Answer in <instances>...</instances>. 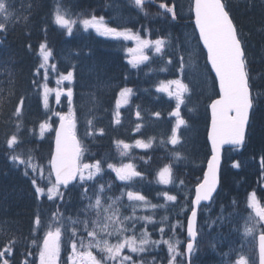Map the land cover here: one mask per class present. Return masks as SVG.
I'll return each mask as SVG.
<instances>
[{
  "label": "snow or ice",
  "instance_id": "6c2138e0",
  "mask_svg": "<svg viewBox=\"0 0 264 264\" xmlns=\"http://www.w3.org/2000/svg\"><path fill=\"white\" fill-rule=\"evenodd\" d=\"M152 0H134L135 6L145 15L148 13L144 9L146 3ZM175 4L160 3L159 8L165 13L171 14L175 20L177 13ZM11 0H0V18L4 21L14 19V12L11 10ZM190 11L194 16V26L198 30V41L202 42L203 48L206 49V62L210 64V71L215 73L213 78L214 85L218 83V92L216 98L211 99L208 108L210 110V126L207 133L208 141L211 144V155L207 159V168L203 172L202 180L195 186L194 199L190 201L192 207L190 216L187 217V242L184 252L179 251L181 240L175 237L176 229L181 227V222L177 220L170 225L172 236L165 239V226L158 228L160 239H152L148 231V225H155L151 215L137 216L138 208H151L155 210L158 205L151 203L145 195L139 191L127 190L121 191L120 196L115 198L108 196L112 188L110 182H100L97 177H102L104 168L102 161L96 160L91 163L82 162V157L86 151L82 140L77 135V115L73 107V89L71 87L61 88L64 81L72 83L74 73L68 71L66 74L61 73L56 80L58 87L52 89L48 86L49 68L55 72L57 65L49 64L52 57V50L48 48L47 43H41L39 54L42 62L36 71L40 74L43 69L44 84H38L33 80V85L43 89V106L50 111L49 96L54 92L55 101L60 103L61 96L67 98L68 111L56 112L59 117L58 127L53 128L52 123L47 120L39 124L40 138H44L46 132H54V147L50 151L48 160L47 184L41 187L37 184L36 174L39 172L41 179L44 178V168L41 165L33 163L32 156L29 153L27 159L22 158L23 153L17 154L16 148L23 142L15 133L7 139V148L13 153L10 160L16 166L25 167L24 175L28 176V169H31L33 177L31 183L37 198L46 196L48 200L64 201L65 195L73 190L79 189L81 201H87L81 209L83 219L80 214L77 218L65 217L59 210L52 213L51 219L47 224V230L44 232L42 241L40 237L32 239V243L38 248V264H60V252L62 237L70 232V253L66 264H143L133 259L132 255H125L124 250L129 253L143 254L151 248L159 247L161 244L167 246L169 253L168 264H177V257H183L185 264H192V255L194 253L197 237L199 235L196 229L198 210L202 202L212 201L213 194L219 184L221 149L224 145H231L240 148L246 140V131L249 127L250 114L254 108L255 97L252 91L251 76L248 68V60L245 54L243 42L239 37L237 26L228 9L226 0H192ZM70 13L67 9L60 6L59 2L54 9L53 20L55 25L65 29L68 36L73 34L74 27L77 25V19L69 18ZM82 30L87 32L89 29L96 34L115 39L135 41L136 47L127 49L131 56L128 61L133 68L144 64L150 60L146 49H154L159 54L165 46V40L158 38L154 41L142 38L139 33L133 32L129 28L112 27L105 22L103 16L97 17L92 14L87 18L79 20ZM6 29L5 23L0 22V32ZM191 56V54H190ZM180 71L183 73L185 68L184 57L180 56ZM168 63H172L171 58ZM165 69H161L163 71ZM145 91H148L147 89ZM158 93H165L170 100L175 101V107L169 112L170 117L175 118V125L171 129L169 143L176 146L180 143L179 130L182 126L187 125V121L181 114V106L186 103V95L190 96V88L182 78L161 81L156 87ZM133 95V89L124 87L119 91L116 100V110L113 114L114 123H121L119 109L123 105H128ZM24 97H20L19 104L15 107L13 115L19 121L23 115ZM157 119L162 114L160 111L151 113ZM137 122L135 132H140L145 126L142 122L144 117L137 105L135 112ZM19 131V123L16 125ZM31 131L30 130V134ZM104 129H96L93 120H87L86 136L103 135ZM147 142L141 139L135 140L134 145L125 143L123 140H116L115 144L120 151V156H126L132 147L147 149L152 146V140ZM164 143V141H161ZM173 159L179 162L182 159L181 153L173 149ZM261 164L264 165V157H261ZM233 167L239 168L240 163L234 162ZM107 169L115 173L119 181L129 185L136 178L143 179V174L137 171L131 163L119 166L108 163ZM173 165H165L157 173L158 183L163 185L173 184ZM54 177V179H53ZM180 185H183L181 180ZM126 195L131 207V215H122L119 205L122 198ZM162 195L166 202H177V195L170 194L168 191L158 193ZM248 206L253 209V214L249 215L244 223L243 235L251 236L257 243L258 247V264H264V230L259 231L257 236V225L264 229V207H260L255 192L249 195ZM168 216L162 218L168 221ZM220 219H224L221 215ZM143 221L142 230L137 235V224ZM34 225L36 228L41 226L39 216L35 217ZM86 236V239H85ZM115 238V242L113 241ZM11 245L5 246L0 251V264H9L6 256L11 255ZM95 250V252H94ZM99 254V258L98 255ZM23 264H28L25 260ZM235 264H250L249 259L243 255L239 256Z\"/></svg>",
  "mask_w": 264,
  "mask_h": 264
},
{
  "label": "trees",
  "instance_id": "16d2710c",
  "mask_svg": "<svg viewBox=\"0 0 264 264\" xmlns=\"http://www.w3.org/2000/svg\"><path fill=\"white\" fill-rule=\"evenodd\" d=\"M62 6L68 11H77L72 6L73 0H60ZM96 0H79L77 6L88 8L95 3ZM34 5L33 15L31 18L32 31L38 35L30 38L25 34L24 28L26 19L21 23L15 19L9 26H14L12 32H4L0 37L5 41L10 40L7 45L6 52L16 56L10 62L14 64L18 60V64L10 70L6 66L7 73L3 77L0 74V251L9 242H14V247L17 249L21 244L25 243L31 236L34 227V220L38 202L36 201L29 180L19 173L21 170H16L9 166L5 156V146L8 138V130L14 126L15 116L13 115L15 107L19 104L20 97H24V102H32L36 94L32 88V81L35 77L34 68L35 62L29 60L28 43H31V48H35L41 40H48L57 50H62L66 59H71L72 54L88 51V56H82L76 60L77 67L83 75L93 76L90 72L91 66L101 75L110 76L116 70L122 69L123 64L118 55L99 60L100 52L94 48V42L90 38H79L72 45H60L65 39L56 33L47 32L40 34L38 24L42 19L45 10L48 11V0H36L35 3L27 0V6ZM230 12L236 17L237 23L243 28L249 36V55L248 68L253 78L254 89L258 92V101L256 113L252 121V127L249 138V146L243 148L239 155L246 159L244 166L236 168L226 163L223 171V188L216 199L215 214L219 220L217 224L221 228L213 229L204 234L205 223L208 216L213 213L212 209L204 210L202 213V238L199 245L200 256L195 264H218L222 262L226 255L233 250L231 237L226 235L227 231H231L233 227H238L247 218V210L244 206L245 198L248 194L255 192L259 199L264 204V165L261 169L252 159L259 160L255 154L264 157V18L263 11L257 8L251 12L245 13L242 9H237L235 13L233 8L228 6ZM262 9V7H260ZM87 9H79L81 14ZM238 17H237V15ZM17 25V26H16ZM40 34V35H39ZM10 57L4 58V60ZM111 62V63H110ZM113 62V63H112ZM120 68H119V67ZM207 121V114L203 117L202 123ZM197 140L198 137H195ZM200 138V137H199ZM199 144L198 142H195ZM201 148L206 149L205 143L202 141ZM195 144L193 149L195 150ZM198 151V150H197ZM207 152V151H206ZM158 152L147 151L146 156L152 155L150 165L145 167L146 174L150 177L156 168L166 160V157H160ZM205 154V153H204ZM203 156V152H202ZM153 158V160H152ZM201 163V159L197 160ZM194 162L176 165V174L178 179L184 180L185 188L178 193L177 202L168 207V217L170 220L167 223V234H170V225L177 220L184 223L186 212L189 208L188 197L191 194L192 186L200 175V167H195ZM8 169V170H7ZM14 171V172H13ZM8 180V181H7ZM112 188H115L113 181ZM141 190L151 200L158 202L159 189L152 183L151 180L143 182ZM2 188V189H1ZM231 196V197H228ZM228 197V198H226ZM221 215L224 219H220ZM176 233H180V227L176 229ZM141 258L148 264H165L166 248L160 245L157 252L146 253Z\"/></svg>",
  "mask_w": 264,
  "mask_h": 264
},
{
  "label": "rangeland",
  "instance_id": "374dc122",
  "mask_svg": "<svg viewBox=\"0 0 264 264\" xmlns=\"http://www.w3.org/2000/svg\"><path fill=\"white\" fill-rule=\"evenodd\" d=\"M180 1H183V4H184L183 5L184 6V8H183V11H184L183 12V14H184L183 17L187 18L188 16H190V13H191V11H190L191 0H179V2ZM233 1L235 3L236 9H238V11H239V9H242L244 11V7H246V10H247V11H244L245 13H247V12H251L252 13V10L255 9V8H257L258 10L260 9L259 4H261V3L260 2H256V0H246L244 2L237 1V0H233ZM14 18H15V15H14ZM10 21H13V20L4 21L2 18H0V22L5 23V24H8ZM182 30H183L184 36H186V39H185V54L187 55L188 58L195 57L196 60L199 61L200 60V55H199V50H198V47H197L196 40L194 39L193 27L188 22L187 24L182 25ZM178 40H180V41H178V43H181V41H182L181 38H178ZM135 47H136V44H134V46H132V48H135ZM190 54H191V56H190ZM190 76H191V80L194 81V83H196V86H199L198 83H200V82L204 83V85L206 83H210V80H209V78L207 76L206 71H204L203 67H201V66L198 67L197 71L191 72ZM96 79H98V78H95V75H93V77L92 76L86 77V80L83 79L82 83L84 85H87V84L92 83ZM194 99L192 101V108H195L196 112L194 114V124L193 125L195 127H197V128H202V126H204V123H202L203 110L201 108H198V104H197L198 102L196 100H194ZM190 111H193V109H190ZM186 137H188V136L186 135ZM161 141L165 142V139H162ZM185 141H186V139L181 136V132H180V143L178 145L174 146L176 148V150ZM198 141H199V144L195 143L196 153L192 151L190 145H189L188 149H189V154L193 155V157H195V158H200L201 159L202 158V152H203V154L206 153V151H205L206 149L204 148V151H203V146H202V148L200 146L202 144L203 140L201 138H197V140H195V142H198ZM244 161H246V160H244ZM33 163H35V161H33ZM37 175H39V172L37 173ZM44 179H47L46 175L44 176ZM105 180H107V179L105 178ZM107 182H110V180H107ZM259 227H260V225L258 224L257 228H259ZM46 230L47 229L43 230V233H42L43 235H44V232ZM40 240L42 241V238H40ZM31 247L34 250H36L37 257H38V248H37V246L34 245L31 242Z\"/></svg>",
  "mask_w": 264,
  "mask_h": 264
},
{
  "label": "bare ground",
  "instance_id": "6f19581e",
  "mask_svg": "<svg viewBox=\"0 0 264 264\" xmlns=\"http://www.w3.org/2000/svg\"><path fill=\"white\" fill-rule=\"evenodd\" d=\"M15 19V18H14ZM14 19H12V20H14ZM9 23H12V21H10ZM178 41H180V40H177V42ZM65 58H66V56H65ZM111 63V62H110ZM113 63V62H112ZM89 66H91V68H90V72L92 73V74H97V76H95V78H98L99 80L102 78V77H109V76H104V75H101L99 72H97L96 71V69H94V67H93V65L91 64V65H89ZM119 67V66H118ZM124 67V66H123ZM120 68V67H119ZM204 70V69H203ZM205 71V70H204ZM207 73V76H208V78H209V80H210V75H209V73L208 72H206ZM102 76V77H101ZM86 77H90V75H83L82 77H81V79L79 80V83L81 84V85H84L83 83H82V80L83 79H85L86 80ZM93 77V76H92ZM192 81V80H191ZM193 83H194V81H192ZM210 83H211V81H210ZM195 85H196V83H194ZM199 84V86H201V87H203L204 86V83H202V82H200V83H198ZM207 98H210V96L208 95V96H206ZM195 99L194 100H196L198 103V108H201L202 110H203V117L205 116V111H206V104H207V99H205V98H202L200 95H198V96H196V97H194ZM193 101V100H192ZM190 109H193V111H190V114H189V120H190V122L192 123V124H194V114H195V112H196V109L195 108H192V102H191V104H190ZM205 123H206V121L204 122V125H205ZM204 126H202V128H203ZM199 138V137H198ZM196 139V138H195ZM203 151H204V148H203ZM206 151V150H205ZM207 153V152H206ZM206 153L205 154H203V156H202V158H201V163L203 162V158H204V156L206 155ZM10 166V165H9ZM8 170V169H7ZM14 172V171H13ZM154 173V172H153ZM153 173H152V175H153ZM152 175L149 177L148 176V181L149 180H151V177H152ZM107 180H110V183H112V179H111V177H107L106 178ZM107 180H105V179H103L101 182H107ZM8 181V180H7ZM152 181V180H151ZM141 187V186H140ZM2 189V188H1Z\"/></svg>",
  "mask_w": 264,
  "mask_h": 264
},
{
  "label": "water",
  "instance_id": "95a60500",
  "mask_svg": "<svg viewBox=\"0 0 264 264\" xmlns=\"http://www.w3.org/2000/svg\"><path fill=\"white\" fill-rule=\"evenodd\" d=\"M224 146H227V145H224ZM224 146H223V147H224ZM222 152H223V148L221 149V153H220V156H221L220 163L222 162V155H221V154H222ZM207 202H210V201H207Z\"/></svg>",
  "mask_w": 264,
  "mask_h": 264
}]
</instances>
